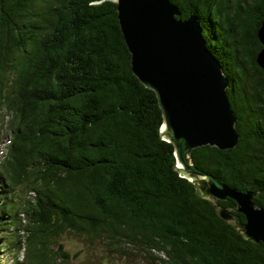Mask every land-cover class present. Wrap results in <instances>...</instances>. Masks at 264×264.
<instances>
[{"label": "trees", "instance_id": "trees-1", "mask_svg": "<svg viewBox=\"0 0 264 264\" xmlns=\"http://www.w3.org/2000/svg\"><path fill=\"white\" fill-rule=\"evenodd\" d=\"M171 1L197 18L228 77L239 133L232 148H193L192 162L264 207V0ZM162 124L155 92L131 70L115 0H0V264H71L62 233L86 251L131 245L141 264H264V243L218 214L245 221L235 201L203 198L181 174Z\"/></svg>", "mask_w": 264, "mask_h": 264}, {"label": "water", "instance_id": "water-1", "mask_svg": "<svg viewBox=\"0 0 264 264\" xmlns=\"http://www.w3.org/2000/svg\"><path fill=\"white\" fill-rule=\"evenodd\" d=\"M117 18L130 53L133 74L157 97L163 116L162 137L174 146L177 167L194 182L203 198H231L236 212L218 207L219 216L253 243H264V207L254 193L230 188L191 159L193 148L219 149L239 141L236 115L227 95L229 79L206 46L194 15L180 18L171 0H116ZM262 48L256 55L264 70V21L257 31ZM179 163V164H178Z\"/></svg>", "mask_w": 264, "mask_h": 264}, {"label": "rangeland", "instance_id": "rangeland-1", "mask_svg": "<svg viewBox=\"0 0 264 264\" xmlns=\"http://www.w3.org/2000/svg\"><path fill=\"white\" fill-rule=\"evenodd\" d=\"M116 1V0H115ZM8 134V129L5 128L4 132H0V157L3 153V150L5 148V144L7 142V136ZM28 196V195H27ZM30 196V195H29ZM25 222L23 221V224L26 223L27 217L26 215L22 217ZM26 235V232H23V237ZM57 242L63 243V250L68 252L70 256V262L71 264H93L96 261H99V264H106V255L108 253L113 255V259L116 261L117 264H141V262H145L146 259L144 256H142L141 251H138L135 247H132L131 245L126 246L125 248H128L129 251L126 252H112L108 251L107 246L102 243V242H97L95 243V248L90 249L86 251L84 249V244L82 241L77 240L76 238H73L72 236L62 233L59 236V240ZM51 246L56 250L57 249V244L53 243ZM9 255L6 253H3V257L6 258V260L9 262L11 257H8ZM24 256V249L22 248L20 253H19V259L23 260ZM56 262L61 261V257L57 259ZM11 262V261H10ZM108 264V263H107Z\"/></svg>", "mask_w": 264, "mask_h": 264}, {"label": "bare ground", "instance_id": "bare-ground-1", "mask_svg": "<svg viewBox=\"0 0 264 264\" xmlns=\"http://www.w3.org/2000/svg\"><path fill=\"white\" fill-rule=\"evenodd\" d=\"M162 128H163V126H162ZM179 164V163H178Z\"/></svg>", "mask_w": 264, "mask_h": 264}]
</instances>
